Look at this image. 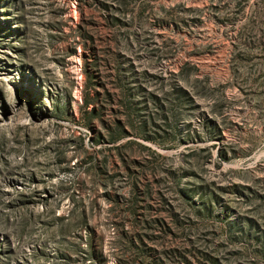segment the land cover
<instances>
[{
  "label": "rangeland",
  "instance_id": "1",
  "mask_svg": "<svg viewBox=\"0 0 264 264\" xmlns=\"http://www.w3.org/2000/svg\"><path fill=\"white\" fill-rule=\"evenodd\" d=\"M0 264H264V0H0Z\"/></svg>",
  "mask_w": 264,
  "mask_h": 264
}]
</instances>
